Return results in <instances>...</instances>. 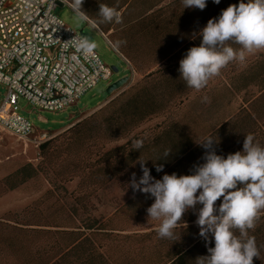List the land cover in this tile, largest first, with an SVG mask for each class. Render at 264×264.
<instances>
[{
	"label": "trees",
	"instance_id": "16d2710c",
	"mask_svg": "<svg viewBox=\"0 0 264 264\" xmlns=\"http://www.w3.org/2000/svg\"><path fill=\"white\" fill-rule=\"evenodd\" d=\"M239 2L220 0L222 10ZM151 112L142 90L122 94L40 144L43 161L38 168L24 165L0 181V196L40 181L41 175L50 186L32 204L0 218V264H196L198 257L209 254L207 247H214V241L206 247L196 224V211L201 205L184 214V224L175 229V240L158 236L160 223L142 225L150 219L146 210L154 198L133 189V197L111 216L96 217L89 212V199L108 183L133 173L139 180L143 175L140 160L146 161L155 179L172 173L189 175L194 170L192 159L197 148L192 149V142L172 137L173 127H163L160 132L156 127L153 133L131 136ZM122 140L126 142L110 147ZM136 141L143 142L140 150H134ZM166 149L171 152L164 157ZM157 165H163V171L157 172ZM75 179L77 187L68 193L64 184ZM128 229L150 231L122 234ZM234 232L239 235V230ZM248 235L255 237L260 251L253 264H264V210Z\"/></svg>",
	"mask_w": 264,
	"mask_h": 264
},
{
	"label": "crops",
	"instance_id": "0c3cea01",
	"mask_svg": "<svg viewBox=\"0 0 264 264\" xmlns=\"http://www.w3.org/2000/svg\"><path fill=\"white\" fill-rule=\"evenodd\" d=\"M92 1L93 6L85 10L90 13L86 22L102 34L129 71L123 77L127 78L126 83L109 95L102 107L137 90H142L146 105L152 107V114L131 136L153 133L156 127V132H160L171 126L172 137L192 142V149L197 148L193 166L204 162L205 149L198 143L207 137L218 141L214 145L216 153L225 158L243 150L245 135L249 133L264 147V50L246 53L243 62L229 63L199 91L187 87L180 78L179 61L189 48L199 46L200 30L209 19L219 17L221 3L207 0L206 8L199 10L184 9L182 0ZM100 4L116 6L120 22H101ZM204 97L210 102H205ZM132 197L130 193L129 199ZM149 231L128 229L122 234Z\"/></svg>",
	"mask_w": 264,
	"mask_h": 264
},
{
	"label": "clouds",
	"instance_id": "9594fccd",
	"mask_svg": "<svg viewBox=\"0 0 264 264\" xmlns=\"http://www.w3.org/2000/svg\"><path fill=\"white\" fill-rule=\"evenodd\" d=\"M212 2L219 4L220 0ZM82 4L83 0H73L71 7L79 21H87ZM182 4L184 9L204 10L207 0H182ZM98 16L101 22L121 19L117 7L106 4L99 5ZM199 35V46L187 50L178 69L187 87L197 91L229 63L243 62L246 53L264 50V0H240L238 5H229L218 18L209 19ZM72 40L84 52L96 47L84 36ZM204 101L210 102L208 97ZM216 143L212 137L198 143L205 149L204 162L194 165L189 175L172 173L155 179L145 166L146 161L140 160L143 175L137 180L133 173L129 187L154 198L146 211L150 219L161 221L157 233L162 239L175 240V229L184 224V214L202 206L196 211L199 235L207 242L206 247L213 241L214 247H207L209 254L198 257L196 264H253L260 251L248 231L255 228L264 210V147L249 133L245 135L243 150L225 158L216 153ZM133 147L140 150L143 142L136 141ZM170 152L166 149L164 157ZM156 171H163V165H157ZM234 230H239V235Z\"/></svg>",
	"mask_w": 264,
	"mask_h": 264
},
{
	"label": "built area",
	"instance_id": "2783aa9c",
	"mask_svg": "<svg viewBox=\"0 0 264 264\" xmlns=\"http://www.w3.org/2000/svg\"><path fill=\"white\" fill-rule=\"evenodd\" d=\"M65 5L71 8L65 0H0V132L36 148L51 136L14 111L20 99L40 112H62L113 74L94 49L80 50L72 40L80 34L54 15Z\"/></svg>",
	"mask_w": 264,
	"mask_h": 264
},
{
	"label": "rangeland",
	"instance_id": "374dc122",
	"mask_svg": "<svg viewBox=\"0 0 264 264\" xmlns=\"http://www.w3.org/2000/svg\"><path fill=\"white\" fill-rule=\"evenodd\" d=\"M66 1L69 4L73 3V0ZM89 6H93V1L83 0L82 10L84 12L89 9ZM53 13L73 31L78 33L80 31H85L88 33L91 36L92 42L96 45L94 50L101 61L108 67H115L118 72L113 73L109 81L99 82L91 91L83 95L75 105L62 112H40L23 99L19 100L14 111L21 117L30 121L37 130L51 135L52 139L74 126L76 123L89 117L91 114L99 111L103 106L102 102L109 96L106 93L107 87L117 80L129 75L126 64L118 54L115 53L107 41L86 21H79L76 18V14L69 6H57ZM86 13L90 16V13ZM4 95L5 90L0 86V102ZM61 129H63L61 132H57ZM125 142L126 140L112 143L110 147H115ZM42 161L39 149H35L29 144H25L0 132V181L13 174L24 165H31L34 168H38ZM40 177V181L28 182L0 196V218L9 212L21 211L44 195L50 186L44 176L41 175ZM131 178L132 176H129L119 181H112L97 191L89 199L92 205V209H90L89 212H92L96 217L105 218L116 209L123 206L130 198V189L132 188L129 187V183ZM77 184L78 180L75 179L65 183L64 187L66 191L70 193L76 189ZM157 223H161V221L148 219L146 223L142 225L151 227L157 225Z\"/></svg>",
	"mask_w": 264,
	"mask_h": 264
},
{
	"label": "water",
	"instance_id": "95a60500",
	"mask_svg": "<svg viewBox=\"0 0 264 264\" xmlns=\"http://www.w3.org/2000/svg\"><path fill=\"white\" fill-rule=\"evenodd\" d=\"M79 34L81 37L82 36L87 37V38H89L90 41H92L91 36L88 33H86L85 31H80ZM111 70L113 73L118 72L115 67H111ZM126 81H127V78H123V79H119L116 82L110 84L106 89V93L108 95H111L112 93L117 92L126 83Z\"/></svg>",
	"mask_w": 264,
	"mask_h": 264
}]
</instances>
